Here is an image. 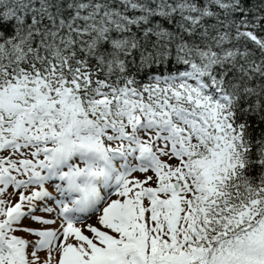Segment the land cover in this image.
<instances>
[{
  "label": "snow or ice",
  "instance_id": "snow-or-ice-1",
  "mask_svg": "<svg viewBox=\"0 0 264 264\" xmlns=\"http://www.w3.org/2000/svg\"><path fill=\"white\" fill-rule=\"evenodd\" d=\"M0 264H264V0H0Z\"/></svg>",
  "mask_w": 264,
  "mask_h": 264
}]
</instances>
